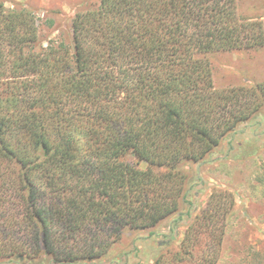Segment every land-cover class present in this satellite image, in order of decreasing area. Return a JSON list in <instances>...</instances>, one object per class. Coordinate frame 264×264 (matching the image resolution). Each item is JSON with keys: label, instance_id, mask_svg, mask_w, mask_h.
<instances>
[{"label": "trees", "instance_id": "1", "mask_svg": "<svg viewBox=\"0 0 264 264\" xmlns=\"http://www.w3.org/2000/svg\"><path fill=\"white\" fill-rule=\"evenodd\" d=\"M38 42L36 15L0 0V260H97L179 214L185 164L264 104L263 86L215 90L204 58L264 46L237 0H100L72 45ZM233 206L214 191L165 264L199 243L217 264Z\"/></svg>", "mask_w": 264, "mask_h": 264}, {"label": "rangeland", "instance_id": "2", "mask_svg": "<svg viewBox=\"0 0 264 264\" xmlns=\"http://www.w3.org/2000/svg\"><path fill=\"white\" fill-rule=\"evenodd\" d=\"M2 2L8 9L25 7L36 15L38 46L46 47L50 42L60 41L72 45V21L76 13L98 7L100 0ZM237 5L238 15L248 23H260L264 32V0H237ZM204 58L210 64L217 91L264 87V46L213 53ZM185 170L194 183L189 193L191 206L181 204L179 214L155 228L124 230L121 240L106 257L76 264H156L158 261L165 264L180 252L190 225L214 191L229 194L234 200L217 264H264V195L256 180L258 173H264V104L236 125L202 162L186 163ZM204 250L199 243L191 250V256L180 254L173 264H198ZM53 263L43 256L38 261L33 258L0 260V264Z\"/></svg>", "mask_w": 264, "mask_h": 264}]
</instances>
